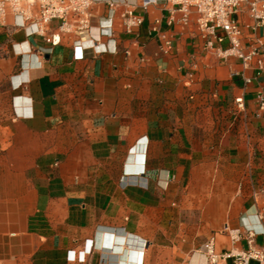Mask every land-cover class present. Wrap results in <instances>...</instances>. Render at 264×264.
<instances>
[{
    "label": "crops",
    "instance_id": "0c3cea01",
    "mask_svg": "<svg viewBox=\"0 0 264 264\" xmlns=\"http://www.w3.org/2000/svg\"><path fill=\"white\" fill-rule=\"evenodd\" d=\"M130 6L135 33L120 23ZM167 8L93 0L78 35L55 19L34 33L10 11L0 22V264H134L126 249L138 264H205V239L241 249L246 229L264 244V72L218 59ZM234 17L264 51V26L245 5Z\"/></svg>",
    "mask_w": 264,
    "mask_h": 264
},
{
    "label": "built area",
    "instance_id": "2783aa9c",
    "mask_svg": "<svg viewBox=\"0 0 264 264\" xmlns=\"http://www.w3.org/2000/svg\"><path fill=\"white\" fill-rule=\"evenodd\" d=\"M93 0H0V22L4 20L8 11L19 17L21 23L34 26L33 32L43 33L51 20H58L60 32L78 35L91 26L90 7ZM154 0H139V6L146 9ZM167 5L168 25H188L193 23L198 34L204 38L205 46L213 49L218 59L227 61L238 58L243 67L253 62L256 74L264 72V51L256 46L247 49L243 45V33L238 20L234 17L237 10L245 5L253 19V27L264 26V0H163ZM113 5V1L110 2ZM144 17L135 12L133 7H126L120 13V23L123 32L135 33L142 25ZM157 34L158 47L163 53L172 50V37L156 26L151 28ZM59 32L51 33V42L59 41ZM247 81L248 78L244 77ZM238 106L242 105V97H236ZM260 106L264 107V99ZM259 217H264V211ZM223 231L228 233L233 242L241 239L242 232L236 228L224 226ZM257 232L246 229L244 238L246 247L218 251L215 247V238L205 239L200 250L206 255V264H224L231 259V264H248L256 260L264 264V244L255 243ZM259 234L264 237V228Z\"/></svg>",
    "mask_w": 264,
    "mask_h": 264
},
{
    "label": "bare ground",
    "instance_id": "6f19581e",
    "mask_svg": "<svg viewBox=\"0 0 264 264\" xmlns=\"http://www.w3.org/2000/svg\"><path fill=\"white\" fill-rule=\"evenodd\" d=\"M114 236V235H113ZM109 237V236H108ZM102 240V239H101ZM125 241V240H124ZM137 241V239L135 240ZM111 244V243H110ZM114 245V244H113ZM140 245V244H139ZM111 247V246H110ZM124 247V246H123ZM122 247V248H123ZM126 248V247H125ZM123 248V249H125ZM197 254V253H195ZM139 255H140V252L138 250H135V249H126V251H124L123 253H121V255L119 256L120 259H122V261L126 260V261H129L130 259H134L135 258V263L134 264H138V259H139ZM202 255L204 257V260H205V264H206V255L204 253V251L202 252ZM122 263V262H121ZM128 263V262H127ZM124 264V263H123ZM131 264V263H130Z\"/></svg>",
    "mask_w": 264,
    "mask_h": 264
}]
</instances>
